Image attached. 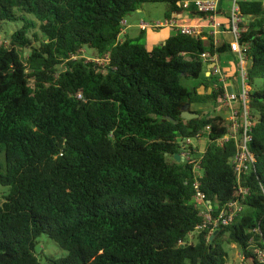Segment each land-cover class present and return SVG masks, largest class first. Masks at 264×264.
I'll use <instances>...</instances> for the list:
<instances>
[{
	"label": "trees",
	"instance_id": "16d2710c",
	"mask_svg": "<svg viewBox=\"0 0 264 264\" xmlns=\"http://www.w3.org/2000/svg\"><path fill=\"white\" fill-rule=\"evenodd\" d=\"M181 2L0 0V30L18 25L9 45L0 43V186L9 187L0 264H44L43 235L66 252L49 264H227L225 236L246 264H264V0L239 1L255 162L242 179L243 211L214 231L194 205L192 166L175 155L179 139L210 126L202 190L216 213L236 199L237 146L219 143L227 120L192 110L225 93L202 54L233 48L180 32L153 48L119 40L122 20L146 3H166L165 18L182 10L207 18ZM84 49L109 63L88 61ZM203 74L199 85L183 84ZM189 104L200 116L184 120ZM197 230L195 243L180 244Z\"/></svg>",
	"mask_w": 264,
	"mask_h": 264
},
{
	"label": "built area",
	"instance_id": "2783aa9c",
	"mask_svg": "<svg viewBox=\"0 0 264 264\" xmlns=\"http://www.w3.org/2000/svg\"><path fill=\"white\" fill-rule=\"evenodd\" d=\"M221 5L222 0H187L181 2L180 6L182 8L189 9L194 7L197 12L207 15L204 22L199 24L182 23L178 20V14L173 13L171 17L164 18L160 21L146 22L145 20H140L138 25L142 32L150 29L161 30L164 28H170L175 32L196 37L202 36L205 30L212 28L217 32L223 30L228 31L235 39V41H233L236 44L235 53L237 55L238 63V90H228V79L221 67L217 64L218 55L212 56L209 53H203L201 58L208 64V66L215 63V66L209 70V74L217 76L225 88V93L220 102L222 107L228 110V117L226 118L228 131L227 134L220 139L219 143L223 144L234 140L237 146L236 154L231 159V163L237 173V182L240 187L236 194V199L227 202L216 213L212 202L207 199L206 193L202 190L201 180L204 177L202 158L207 148L208 138L205 143H201V141L204 138L205 133L208 136L210 126L206 128V132L200 131L195 138L179 139L181 148L177 153L180 155L181 162L186 163L193 168V187L195 190L193 202L195 207L205 218V225L210 224L213 227V231L222 226H228L243 211L244 206L240 199L244 198L248 193V189L241 186L242 179L243 176L251 170L255 162V157L250 149V142L252 140L251 130L254 123V117L251 110V87L249 86L247 71L248 58L242 52L238 42L241 34L246 31V28L242 26L244 20L241 16L239 0H234L232 4H230L227 13L221 12ZM127 26L128 20L123 19L121 22V33L119 35L120 41H122L121 36L126 34ZM90 62H94L101 67H106L109 63V56L106 55L103 58L97 57ZM185 243L187 242H180V244Z\"/></svg>",
	"mask_w": 264,
	"mask_h": 264
},
{
	"label": "rangeland",
	"instance_id": "374dc122",
	"mask_svg": "<svg viewBox=\"0 0 264 264\" xmlns=\"http://www.w3.org/2000/svg\"><path fill=\"white\" fill-rule=\"evenodd\" d=\"M187 1V0H182ZM226 4L229 6L232 4L234 0H226ZM242 1V0H239ZM248 1H254V0H248ZM169 10V6L166 3H146L141 6L140 12H132L129 16V22H137L140 20H145L146 22H155L160 21L165 18ZM18 27L17 24H11L3 27L0 30V43L3 45L8 46L10 43V36L15 31V29ZM138 31L137 29L130 30L131 38H134L135 42H146L148 44V37L145 34L141 39L135 38V32ZM163 33L162 30H153L150 29L148 32L149 34H158ZM158 36V35H157ZM232 40L235 41L233 35ZM125 36L122 35L121 39H123ZM153 41H158L157 37H152ZM236 47V46H235ZM83 57H86L88 61H93L95 58H97V55L95 51L84 49L83 50ZM233 57L234 60L237 59V56L233 55L231 52H227L222 55V60L228 62ZM233 59L232 62L233 63ZM205 69L208 70V64H205ZM204 79V74L199 79H191V80H184L183 84L189 88H192L194 86L199 85V83ZM228 82V81H227ZM217 88V87H216ZM211 91V90H210ZM201 93H205L204 89L201 87L199 90ZM192 110H199L202 111L203 115H223L225 118L228 117V110L226 108H223L221 105V102H210L207 104H193ZM254 116H256V112L253 111ZM206 132V131H205ZM208 136L204 135V138L202 139L201 143H205L207 141ZM208 142V141H207ZM9 193V187L7 186H0V204L4 202V196ZM200 230H197L193 234H191L187 239V243H195L197 241V236L199 234ZM225 241V248L228 253L227 257V264H246L245 259L240 251V249L235 244H228L227 243V236L224 238ZM37 253L41 255V258L44 262V264H49L47 261V257H54V258H61L66 255V252L62 250L53 240L48 238V236L43 235L39 238L38 244L36 246Z\"/></svg>",
	"mask_w": 264,
	"mask_h": 264
},
{
	"label": "crops",
	"instance_id": "0c3cea01",
	"mask_svg": "<svg viewBox=\"0 0 264 264\" xmlns=\"http://www.w3.org/2000/svg\"><path fill=\"white\" fill-rule=\"evenodd\" d=\"M226 0H222V5H221V12L227 13V9L228 6L226 4ZM137 12H140V9L137 10ZM128 20V26H127V30H126V34L124 35L126 37H130V30L132 31V29H137L138 31H133L135 32V38H139L141 35V31L139 28V21L137 22H129V17L127 18ZM178 20L182 23H188V24H199L201 22H204V19H198L195 18L191 15L190 10H182V13L178 16ZM162 30V34L159 32L158 34H149L148 31H146V35L148 37V46L153 48L157 45L163 44L168 37H170L171 35L175 34L176 32L173 29L170 28H164L161 29ZM158 35V36H157ZM202 36H204L203 38L205 40H207L209 37H212L214 39V43L216 46H221L224 43L226 44H231L233 51L232 54L237 56L235 53L236 47H235V42L232 40V36L228 31H220L217 32L214 29L210 28L205 30V32H203ZM152 37H157L158 41H153ZM223 55V54H222ZM222 55H218L217 56V64L221 67V69L223 70L225 76L228 79V90H238L239 89V83H238V63H237V59L234 60L233 57V63L230 62L232 61L229 60L228 62L223 61L222 60ZM207 76H210L209 71L206 73Z\"/></svg>",
	"mask_w": 264,
	"mask_h": 264
},
{
	"label": "water",
	"instance_id": "95a60500",
	"mask_svg": "<svg viewBox=\"0 0 264 264\" xmlns=\"http://www.w3.org/2000/svg\"><path fill=\"white\" fill-rule=\"evenodd\" d=\"M263 5H264V2H263ZM213 66H215V63H213L212 65H209L208 66V70H210ZM189 108H190V104L185 107L184 112H183V114L181 116L182 119H184V120H192V119L198 118L200 116L199 114L192 112ZM168 119L174 121L170 117ZM174 122H178V121H174ZM175 159L178 162H181V158H180L179 154L175 155Z\"/></svg>",
	"mask_w": 264,
	"mask_h": 264
}]
</instances>
